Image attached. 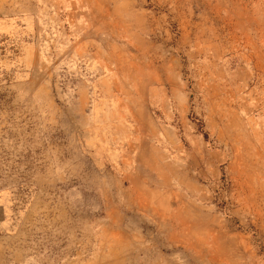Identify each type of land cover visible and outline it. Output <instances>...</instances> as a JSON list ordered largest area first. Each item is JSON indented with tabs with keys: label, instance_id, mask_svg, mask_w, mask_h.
Returning <instances> with one entry per match:
<instances>
[{
	"label": "rangeland",
	"instance_id": "1",
	"mask_svg": "<svg viewBox=\"0 0 264 264\" xmlns=\"http://www.w3.org/2000/svg\"><path fill=\"white\" fill-rule=\"evenodd\" d=\"M0 264H264V0H0Z\"/></svg>",
	"mask_w": 264,
	"mask_h": 264
},
{
	"label": "crops",
	"instance_id": "2",
	"mask_svg": "<svg viewBox=\"0 0 264 264\" xmlns=\"http://www.w3.org/2000/svg\"><path fill=\"white\" fill-rule=\"evenodd\" d=\"M137 159H140V155L138 156V158Z\"/></svg>",
	"mask_w": 264,
	"mask_h": 264
}]
</instances>
